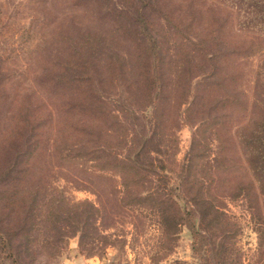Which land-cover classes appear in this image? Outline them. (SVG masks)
<instances>
[{"label": "rangeland", "instance_id": "1", "mask_svg": "<svg viewBox=\"0 0 264 264\" xmlns=\"http://www.w3.org/2000/svg\"><path fill=\"white\" fill-rule=\"evenodd\" d=\"M83 1L0 0V55L12 78L0 132L27 115L42 137L26 174L22 160L18 180L0 184V264H264V161L254 159L252 169L236 143L264 137L263 28L236 21L237 11L247 14L241 0H162L184 31L168 28L157 11L149 13L151 33L174 55L210 26L213 50L226 53L217 60L226 81L216 78L206 100L212 65H194L180 91L171 73L152 99L131 98L120 80L106 84L100 93L112 116L85 144L71 93L57 86L67 44L55 36L73 26L103 34L109 3Z\"/></svg>", "mask_w": 264, "mask_h": 264}, {"label": "trees", "instance_id": "2", "mask_svg": "<svg viewBox=\"0 0 264 264\" xmlns=\"http://www.w3.org/2000/svg\"><path fill=\"white\" fill-rule=\"evenodd\" d=\"M105 1L109 6H106L104 16L100 18L103 20L101 28H97H103V34L97 31H81L75 26L68 27L67 30L59 28L57 29L59 31L54 32L59 41L67 44L63 55L58 56L56 63L57 86L71 93V108L75 114L82 117L80 123L74 127L80 141L88 144L96 137H101L103 125L112 116L100 93V87L106 84L120 80L131 98L152 99L154 93H162L166 86L170 85L171 73L176 72L178 83L175 88L180 91L188 86V79L195 69L194 65L200 67L204 64L203 70L208 69L207 65L208 67L212 65L210 72H205L206 77L202 83L200 99L206 100V94L212 87L221 84L216 78L226 81L225 76H219L220 68L217 65V60L226 53L220 55L213 50L218 43V37L214 35L215 30L209 29L210 26L206 29L207 32L201 34L199 32L197 41L186 37L182 45H176L178 52L172 55V48L165 45L166 40L151 33L152 22L149 13L157 11H161L163 17L169 21L168 28L180 30V33L184 31L178 23L172 24L174 19L179 21L180 18L174 16L171 18L168 15L172 14L173 10L169 9L166 3L161 4L162 0H120L124 4L118 6L111 0H85L83 3L103 6ZM241 4L247 8V14H239L241 11H237L236 21L243 18V27L255 29L260 25L264 30V0H241ZM250 18L252 20L249 22ZM254 22L257 24L251 25ZM105 43L108 44L106 46L108 52L104 53L101 48ZM183 46L190 49L187 50ZM119 47L125 53L121 54ZM98 50H101L102 54H99ZM6 61L7 58L0 55V104H6L11 98L9 88L12 78L8 73ZM192 104H196V101ZM15 118L11 130L0 132V167L3 171L0 172V184H9L12 178L18 180L14 173L22 160L25 175L27 170L24 165H30L31 159L38 156L42 146L41 125L38 119H32L27 115L23 116L22 121L17 120L16 116ZM236 143L245 151V156L249 157L248 166L252 169H256L254 159L264 161L263 136L259 138L253 134L251 138L243 137L240 140L237 137ZM247 146L251 150L246 152ZM96 155L98 151L92 150V156ZM111 156L121 165V159L115 155ZM100 158V155L97 156V159ZM108 165L110 163H105L104 167L107 168ZM4 243L6 244V240L2 242ZM3 248L0 247V254Z\"/></svg>", "mask_w": 264, "mask_h": 264}]
</instances>
